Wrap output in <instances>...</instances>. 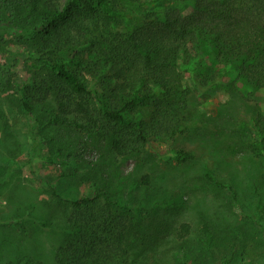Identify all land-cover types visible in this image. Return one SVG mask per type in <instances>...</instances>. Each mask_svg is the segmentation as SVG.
<instances>
[{"label":"trees","instance_id":"obj_1","mask_svg":"<svg viewBox=\"0 0 264 264\" xmlns=\"http://www.w3.org/2000/svg\"><path fill=\"white\" fill-rule=\"evenodd\" d=\"M160 1L0 0V26L15 31L31 58L47 71L22 90L0 57V90L21 92V106L29 116L40 109L50 112L34 121L38 126H75L107 138L117 156L130 157L141 155L151 139L185 134L181 120L192 94L183 88L186 78L203 93L232 75L264 89V0H194L189 14L171 5L162 14H143L126 33L106 37L113 23L131 21L136 8ZM84 66L96 81L94 89L80 73ZM143 109L154 110L149 120L133 117ZM245 126L255 134L250 148L264 160V117L258 114ZM175 158L186 163L193 155L178 150ZM204 171V180L232 194L228 206L233 213L239 204L235 186L216 179L208 166ZM150 183L148 175L139 182ZM254 190L253 233L235 219L203 215L198 224L183 221L175 226L170 246H157L159 235L151 233L140 210L107 192L73 200L57 194L64 207V237L53 252V264H245L264 249L256 237V228L264 231V192L256 186ZM7 264L45 262L31 258Z\"/></svg>","mask_w":264,"mask_h":264},{"label":"rangeland","instance_id":"obj_2","mask_svg":"<svg viewBox=\"0 0 264 264\" xmlns=\"http://www.w3.org/2000/svg\"><path fill=\"white\" fill-rule=\"evenodd\" d=\"M193 3L162 0L153 7L136 8L134 19L115 22L104 33L111 38L126 33L140 23L143 14H162L171 5L189 14ZM15 33L6 24L0 26V37H4L0 57L24 90L47 71L37 58H31ZM85 52L88 59L89 50ZM80 73L94 89L97 84L87 66ZM183 88L192 89L181 120L187 127L185 134L151 139L141 155L130 157L117 156L110 152L107 138L75 126H38L34 121L50 112L40 109L29 116L21 106V92L0 90V264L31 258L53 264V252L64 237V207L57 194L73 200L107 192L113 200L140 210V218L151 233L159 235L155 237L157 246H170L175 226L183 221L198 224L203 215L215 220L235 219L253 233L251 205L256 197L254 186L264 192V160L250 148L255 134L245 125L252 124L258 114L264 117V89L238 82L233 75L204 93L189 78ZM153 111L143 109L133 117L149 120ZM178 150L192 153L193 158L178 162ZM206 166L216 179L231 182L237 189L239 204L233 213L228 206L232 194L204 180ZM147 175L151 183L140 185ZM42 222L51 227L44 229ZM256 230L257 240L264 246V231ZM245 264H264V249L261 256H249Z\"/></svg>","mask_w":264,"mask_h":264}]
</instances>
